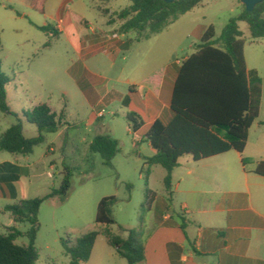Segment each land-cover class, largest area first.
Masks as SVG:
<instances>
[{
	"label": "rangeland",
	"instance_id": "374dc122",
	"mask_svg": "<svg viewBox=\"0 0 264 264\" xmlns=\"http://www.w3.org/2000/svg\"><path fill=\"white\" fill-rule=\"evenodd\" d=\"M131 5V0H0V62L2 70L12 79L6 87L8 111L0 107V138L12 124L20 121L26 137L37 136L38 129L23 116L24 112L47 103L52 111L61 114L62 126L56 133L46 134L45 142L37 145L31 154L18 155L0 150V161L10 160L25 165L30 172L22 179V196L44 198L59 189L65 167L71 168V188L67 197L56 195L44 199L38 212L39 230L36 264H68L69 256L64 243L97 229V208L105 197H116L112 215L119 227L140 228L146 214L147 190L162 193L166 169L149 167L141 154L148 155L151 148L139 142L131 131L126 118L124 97L129 94L125 81L135 76V68H152L172 59H181L193 46L201 43L205 31L214 26L221 32L230 18L240 15L245 5L240 0H205L203 5L183 17L176 26L162 34L150 36L136 32L130 52L123 51L116 57V66L110 68L106 55L98 54V63L83 60L77 27L86 23L112 28L110 34H122L123 21L120 11ZM68 11L73 21L59 34L57 15L61 8ZM264 16V15H263ZM244 32V53L247 65L257 68L262 78L260 126L251 131L245 154L250 163L264 158V39H253L246 22H239ZM50 26L44 31L41 27ZM134 33V32H133ZM150 36V37H148ZM131 59L133 64L131 65ZM95 73L99 97L105 99L93 107L83 92L90 85L84 79L85 67ZM88 76V75H85ZM86 78V77H85ZM95 92V93H96ZM97 98V99H98ZM96 101V100H95ZM49 106V107H50ZM104 114L99 116V111ZM97 135H110L119 141V152L112 164L106 165L99 153L89 146ZM21 200L0 198V210ZM0 211V233H6L10 223ZM28 222L20 226L26 232ZM64 242V243H63ZM19 245L28 243L26 236L16 240ZM97 254L100 256L101 245ZM124 261V260H123ZM125 263V262H123Z\"/></svg>",
	"mask_w": 264,
	"mask_h": 264
},
{
	"label": "trees",
	"instance_id": "16d2710c",
	"mask_svg": "<svg viewBox=\"0 0 264 264\" xmlns=\"http://www.w3.org/2000/svg\"><path fill=\"white\" fill-rule=\"evenodd\" d=\"M202 0H131V5L119 13L123 21L122 32L135 31L140 36L148 31L150 36L161 33L186 14ZM264 1L249 12L245 8L237 17L230 18L221 34L216 38L214 26L204 33L196 51L183 60L174 85L171 109L172 120L165 124L157 120L151 127L147 140L155 154L147 157V166L159 165L167 171L165 183L169 186L172 171L179 166L180 158L190 155L195 161L210 158L232 150L242 153L246 147L249 130L260 113L262 99V78L256 69L247 66L244 47L245 38L239 22H246L253 39H264ZM44 31L50 26L41 27ZM56 30V29H55ZM148 36V37H150ZM12 79L2 70L0 62V107L8 111L6 87ZM133 87H130V92ZM130 95L123 99L126 107ZM26 120L35 125L38 135L26 137L20 121L12 124L0 138V150L13 154H31L34 148L45 142L46 134L56 133L62 126L61 114L52 111L47 103H39L32 110L24 112ZM126 118L132 131H137L143 121L135 112ZM99 153L104 164L111 165L119 152V141L110 135H97L89 146ZM149 167V168H150ZM254 173L264 176V161L257 164ZM71 168L65 167L59 189L52 190L44 198L22 199L5 207L16 223L28 222L30 228L22 232L16 226L7 227L0 233V264H36L39 253L35 243L39 230L38 212L44 199L56 195L67 197L71 188ZM153 192L147 190L146 209L150 208ZM116 197L103 198L97 208L96 223L104 225L103 234L117 254L128 264L145 261V248L141 228L119 227L113 233L110 226L116 224L112 206ZM127 232V237L121 236ZM100 232L89 231L78 237L74 243H64L69 264H85L90 259ZM28 238L26 245L16 240Z\"/></svg>",
	"mask_w": 264,
	"mask_h": 264
},
{
	"label": "crops",
	"instance_id": "0c3cea01",
	"mask_svg": "<svg viewBox=\"0 0 264 264\" xmlns=\"http://www.w3.org/2000/svg\"><path fill=\"white\" fill-rule=\"evenodd\" d=\"M204 2L202 0L198 6ZM195 8L181 15L159 34L176 26ZM69 26H73V21L62 7L57 15L55 29L60 34ZM77 28L81 46L79 55L83 60H89L91 66L92 63L100 62L96 56L103 54L108 57L110 68H114L117 55L123 51L130 52L133 43L139 40L135 31L122 32L118 38L112 39V28L107 23L102 26L84 23ZM215 32L218 38L221 32ZM199 44L194 45L181 59L170 57L150 71L137 67L135 76L125 81L129 86L127 95L131 97L126 106L127 113L135 112L143 121L135 132L130 124L129 127L139 142L145 141L151 148L148 155L140 153L144 160L155 154L147 140L153 124L158 119L167 124L173 118L170 103L180 66L183 60L196 51ZM130 62L132 65L133 60ZM248 68L256 69L259 73L257 68ZM88 69L87 64L85 72L89 74L85 73L83 77L86 85L90 86H84L86 90L83 94L95 108L105 96L98 98L99 93L95 90L98 80L95 73ZM130 87H133L131 92ZM97 115L99 118V113ZM261 123L256 120L251 126L246 147L251 131ZM245 149L242 153L232 150L199 161L190 155L184 156L180 158L179 166L172 171L169 186L164 183L162 193L151 190L152 203L140 227L145 248V261L141 264H264V176L254 173L257 164L264 161V158H256L247 163L250 157L245 154ZM31 165H23L20 160L0 161V198L30 199L21 195V183L24 173L30 172ZM0 211L5 212V216L9 213L10 223L5 225L6 229L10 226L20 229L22 223H16L12 214L5 211V207ZM104 228V225H100L95 229L100 234L85 264H128L117 254L116 248L109 244L103 234ZM121 236L126 238L127 232ZM76 239L70 240L71 243ZM99 245L102 246L100 256L97 254Z\"/></svg>",
	"mask_w": 264,
	"mask_h": 264
},
{
	"label": "water",
	"instance_id": "95a60500",
	"mask_svg": "<svg viewBox=\"0 0 264 264\" xmlns=\"http://www.w3.org/2000/svg\"><path fill=\"white\" fill-rule=\"evenodd\" d=\"M167 3H172L176 0H163ZM244 5H245V9L249 12H251L255 6L261 2H263L264 0H240Z\"/></svg>",
	"mask_w": 264,
	"mask_h": 264
},
{
	"label": "built area",
	"instance_id": "2783aa9c",
	"mask_svg": "<svg viewBox=\"0 0 264 264\" xmlns=\"http://www.w3.org/2000/svg\"><path fill=\"white\" fill-rule=\"evenodd\" d=\"M120 35L117 34V33H114V34H111V38L112 39H115V38H118ZM104 114V110L100 111L99 112V115L102 116Z\"/></svg>",
	"mask_w": 264,
	"mask_h": 264
}]
</instances>
